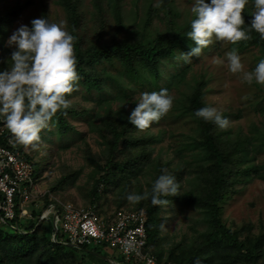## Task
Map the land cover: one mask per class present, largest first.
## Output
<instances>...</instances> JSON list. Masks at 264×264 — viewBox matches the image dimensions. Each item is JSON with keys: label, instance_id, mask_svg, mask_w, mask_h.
<instances>
[{"label": "trees", "instance_id": "obj_1", "mask_svg": "<svg viewBox=\"0 0 264 264\" xmlns=\"http://www.w3.org/2000/svg\"><path fill=\"white\" fill-rule=\"evenodd\" d=\"M53 2L63 11L65 29L75 37L76 71L80 79L76 82L75 90L66 94V98L79 92L84 100L94 99L97 107L104 109L96 126L98 135L103 138V151L98 156L91 149L86 152V160L92 166L89 173L91 184L86 193L90 204L105 214V202L111 196L109 201L114 210L120 207L143 210L147 216L146 247L158 261L173 264H264V230L252 233V226L246 224L231 228L222 219L223 204L237 192L239 186L254 178L264 181V162L255 163L256 154L264 151V133L252 125L253 135L237 132L232 136L214 123L194 115L196 109L207 105V82L199 77L186 85V75L192 64L178 59L180 52L186 53L194 46V42L184 36L190 30L192 19L179 25V14L172 0H162L159 7L147 1L140 18L139 35L124 41L113 39L104 44L102 30L107 26V15L111 16L115 30L124 28L121 0H90V21L98 24V29L93 27L90 36L87 33L91 25L82 12V0ZM26 3L28 0H0V70L11 65L8 58L13 48L6 45L4 38ZM251 7L242 12L246 24L251 19ZM158 13L164 16V27L154 31L151 24ZM43 16L48 19L45 11ZM229 48H235L238 52L257 49L258 59L264 58V38L250 28L249 39L234 44L230 42ZM196 58L193 56L191 60ZM107 66L114 67L115 72L111 73ZM182 84L187 87L180 92ZM145 87L149 92L161 88L168 89L169 93L178 91L174 97V116L178 119L189 117L194 124L189 140L174 150L178 157L176 168L170 166V161L151 159L150 146L157 137L149 133L148 128L141 130L131 125L128 121L129 111L121 109L116 116L108 107L112 100L124 102L130 92ZM76 108L77 104L69 103L66 109L58 110L50 124L41 130V140L37 145L40 146L45 134L51 131L53 138L49 139V143L56 140L62 143L60 150L66 148L63 142L72 133H79L67 120L80 113ZM92 122L88 120L89 130L93 127ZM3 142L33 163V179L38 184L42 173L52 165L53 149L49 148L40 159H33L34 152L31 155L25 151L26 146L14 142L11 135ZM28 148L34 147L28 145ZM183 149L190 151L191 161L184 159ZM162 169L175 176L180 185L177 195L165 197L169 204L175 202L180 210L189 208L199 214L197 223L188 227L190 236L184 235L166 250L159 244L162 239L160 210L163 206L153 205L150 196L136 203L126 199L129 192L150 193ZM73 179L72 174L61 175L49 192H55ZM184 180H187L185 186ZM44 196L39 208L35 209L38 204L31 205L35 208L31 207L30 218L24 219L25 222L17 218L7 221L0 215V264H134L126 263L122 255L121 261L117 262L88 244H71L62 229L60 231L56 226L59 213L53 217L55 210L60 209L59 201L46 194ZM1 198L0 193V201ZM48 209L53 212L51 216L44 217L43 212ZM199 223L204 226L203 230L198 229Z\"/></svg>", "mask_w": 264, "mask_h": 264}, {"label": "rangeland", "instance_id": "obj_2", "mask_svg": "<svg viewBox=\"0 0 264 264\" xmlns=\"http://www.w3.org/2000/svg\"><path fill=\"white\" fill-rule=\"evenodd\" d=\"M8 1L13 2L15 0ZM147 1H150L152 5L157 3V0H121L120 11L124 17L122 20L124 28L118 31L115 30V24L111 21V16L107 15V26L102 30L104 32L103 43H110L113 39L116 41L130 40L133 36L139 35L140 18L145 11ZM172 1L174 9L179 14L177 18L179 25H183L185 21L194 18V14L191 12L194 0ZM81 6L85 20L91 25V30L87 33L90 36L93 32V27L95 30L98 29V24L94 25L90 21L92 18L90 0H82ZM249 6H252L251 0H249V4L246 5L245 9H248ZM250 10H253L252 7ZM43 11L47 13L50 22L59 23V21L65 20L63 11L59 6L54 4L53 0H28V3L19 12L10 27L8 35L4 38V42L6 43L11 33L21 24L30 26L32 19L43 16ZM134 19L136 20L135 24ZM163 20L164 16L158 13L152 20L151 30L157 31L158 29H162L164 27ZM138 22L139 26L137 25ZM154 33L156 32H152V34ZM229 45L230 42L214 39L212 44L202 50L200 56L194 60L192 59L190 62L192 64L191 68L186 75V85L191 83L193 78L203 77L206 80L205 102L208 106L216 107L222 114H227L230 126L224 130L231 133L232 136L237 132L244 135H253L252 125H256L264 133V84H258L255 81L252 83L245 82L241 78V73L229 71L225 56V53L230 50ZM238 54L244 65V70H252L259 61L257 49L238 52ZM220 61L223 62L221 63ZM107 69L111 73L115 72L114 67L107 66ZM98 71H100V68H98ZM186 85H181V88H179L180 92L187 87ZM145 91L149 92L146 87L134 90L129 93L126 101L119 103L112 100L111 105L108 107L116 116L117 112L121 109L130 112L135 106L140 93ZM169 94L176 97L178 91L173 90ZM68 100L72 105L77 104L76 109L80 113L67 118L68 122L74 125L75 129L79 132L77 134L72 133L71 137L63 142L67 147L60 150L59 146L62 145L61 142L55 140L54 143H49L51 131L45 134L46 140L44 138L40 146L37 145L33 149H29L28 146L25 147V151H28L31 155L34 152L33 159H40L49 148L54 151V157L51 160L52 165L42 173L37 184V194L27 205L29 211L31 207H34L31 206L33 204H38L36 208L34 207L35 209L40 207L45 194L51 199H57L60 204L70 203L77 207H92L97 211L96 206L90 204V199L86 195L91 184L89 173L92 170V166L86 160V152L88 149H91V152L98 156L103 151V138L98 135L96 126L99 125L101 117L104 114V109L99 106L97 107V101L94 99L90 101L84 100L79 92L73 94ZM173 106L159 120L152 122L148 131L157 137L155 143L150 146L151 159L158 158L162 161H170V166L176 168L178 157L174 154V150L189 140L188 136L193 134L194 124L189 117L176 118ZM88 120L93 121V127L90 130ZM182 155L184 159L191 161L190 151L183 149ZM255 158L256 164L263 163L264 151L258 152ZM68 174L74 175V179L68 181L55 192H49L50 187L57 182L61 175ZM186 182L187 180H184L183 186L186 185ZM110 198L111 196H108V200L105 202L107 212L101 214V212L97 211L103 218L112 215L114 211L125 208L120 207L114 210L115 208L109 201ZM59 208L61 210V206ZM59 210H55L53 217H56ZM52 212L53 210L51 209L45 210L43 216L49 217ZM160 216L162 219L160 227L162 239L159 244L160 247L166 250L173 243L179 242L184 235L185 237L190 236L191 231L188 227L191 224L197 223L196 219L199 217V214L189 208L180 210L177 204L172 202L162 207ZM222 219L231 228L241 227L243 224H246L252 226L250 230L252 233L264 230V181L254 178L239 186L237 192L230 196L223 204ZM22 221L25 222V220ZM55 222L58 230L61 231V217L56 218ZM198 229L203 230L204 226L199 223ZM103 244L105 245L103 246ZM90 247H95L100 252L106 253L109 258L115 259L117 262L122 259L121 253L116 248L110 247L108 243H92Z\"/></svg>", "mask_w": 264, "mask_h": 264}, {"label": "clouds", "instance_id": "obj_3", "mask_svg": "<svg viewBox=\"0 0 264 264\" xmlns=\"http://www.w3.org/2000/svg\"><path fill=\"white\" fill-rule=\"evenodd\" d=\"M160 3L162 0H157L154 6L159 7ZM248 4L249 0H194V18L184 34L194 46L186 53L180 52L178 59L190 63L191 57L200 56L214 39L233 44L247 40L249 28L264 38V0H251L253 10L246 24L242 12ZM65 24V20L50 22L46 16L34 18L30 26L21 24L6 41L13 50L8 58L10 67L0 70V121L16 143L36 147L41 130L53 115L69 106L66 94L75 90L80 77L76 71L75 37ZM225 56L230 72L241 73L245 82L264 84V58L248 71L244 70L237 49L232 48ZM173 99L166 88L141 92L128 114L129 123L141 130L149 128L172 108ZM194 115L220 129L230 126L229 117L214 106L200 107ZM179 187L175 176L162 169L150 193L129 192L126 199L136 203L150 196L153 205L167 206L165 197L177 195Z\"/></svg>", "mask_w": 264, "mask_h": 264}, {"label": "built area", "instance_id": "obj_4", "mask_svg": "<svg viewBox=\"0 0 264 264\" xmlns=\"http://www.w3.org/2000/svg\"><path fill=\"white\" fill-rule=\"evenodd\" d=\"M10 135L0 121V215L7 221L24 220L30 218L27 205L37 194V184L33 179V163L4 144V138L8 139ZM60 206L62 231L71 244L108 243L121 253L126 263L173 264L158 261L147 250V216L143 210L120 209L103 218L92 207H77L70 203Z\"/></svg>", "mask_w": 264, "mask_h": 264}]
</instances>
